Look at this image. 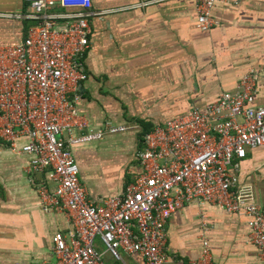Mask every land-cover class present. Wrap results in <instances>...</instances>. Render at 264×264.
Here are the masks:
<instances>
[{"label": "built area", "instance_id": "1", "mask_svg": "<svg viewBox=\"0 0 264 264\" xmlns=\"http://www.w3.org/2000/svg\"><path fill=\"white\" fill-rule=\"evenodd\" d=\"M22 1L21 17L29 22L25 36L0 45V142L29 157L27 174H44L35 184L38 203L47 212L63 213L69 224L65 233L51 236L53 262L35 264H127L122 255L138 264H165L166 222L192 202L243 216L249 242L264 264V206L236 176L247 150L264 149V106L254 104L264 60L260 69L244 72L232 91L143 133L134 154L139 173L119 194L95 203L79 180L71 149L127 129L104 121L93 130L77 111L87 80L82 61L88 20L96 14L89 0ZM214 3L194 0L197 29L217 24ZM201 244L192 264H211L208 241Z\"/></svg>", "mask_w": 264, "mask_h": 264}, {"label": "crops", "instance_id": "2", "mask_svg": "<svg viewBox=\"0 0 264 264\" xmlns=\"http://www.w3.org/2000/svg\"><path fill=\"white\" fill-rule=\"evenodd\" d=\"M89 1L96 15L88 20L89 44L82 61L87 80L80 86L77 111L93 130L104 121L127 126L123 132L103 134L124 140L116 161L104 171L93 173L85 154L78 164L74 157L83 186L81 176L91 175L90 191L84 186L88 198L99 203L119 194L139 173L134 159L119 176L129 163L125 154L132 135L138 137L135 154L144 131L232 91L249 68H261L264 0H216L212 16L217 24L206 31L195 26L194 0ZM24 11L22 0H0V45L24 38L29 23L21 17ZM254 104L264 106L261 79ZM245 156L236 172L238 185L248 187L264 206V149L247 150ZM28 159L0 142V264L53 262L51 236L69 228L63 213L40 207L35 184L44 180V174H27ZM247 232L243 216L210 204L185 203L165 225V264H192L202 239L208 241L211 264H261ZM122 256L127 264L139 263Z\"/></svg>", "mask_w": 264, "mask_h": 264}, {"label": "rangeland", "instance_id": "3", "mask_svg": "<svg viewBox=\"0 0 264 264\" xmlns=\"http://www.w3.org/2000/svg\"><path fill=\"white\" fill-rule=\"evenodd\" d=\"M131 141L129 145H131L128 150H126L125 156H127V167L122 170V168L119 170V176H122L124 174V171L127 170V168L130 165H134V150H135V143L137 140L134 138V136H131ZM127 140V139H126ZM122 141V142H121ZM124 140L118 139L114 135H107L101 138V140L96 141L94 143H88L84 144L72 151L73 157H75L77 164L79 163L80 160V155L85 154V157L87 158V163L88 166L92 169V172H102L104 171L105 167H108L111 163L115 162V158L117 159L118 155V150H120V147L122 146V143ZM131 160V161H130ZM81 176V173H80ZM91 175L84 174V177L81 176V179L84 183V186L90 191L89 188V183H88V177ZM124 178V177H123ZM122 182V179H121ZM99 242L96 240L95 242V249L99 252L102 253L103 247H101ZM104 257V255H103Z\"/></svg>", "mask_w": 264, "mask_h": 264}, {"label": "trees", "instance_id": "4", "mask_svg": "<svg viewBox=\"0 0 264 264\" xmlns=\"http://www.w3.org/2000/svg\"><path fill=\"white\" fill-rule=\"evenodd\" d=\"M145 132H146V131H144L143 133H145ZM143 133H142V134H143Z\"/></svg>", "mask_w": 264, "mask_h": 264}]
</instances>
